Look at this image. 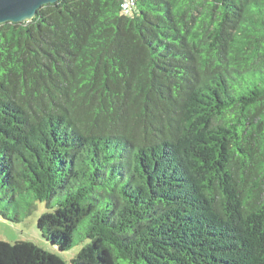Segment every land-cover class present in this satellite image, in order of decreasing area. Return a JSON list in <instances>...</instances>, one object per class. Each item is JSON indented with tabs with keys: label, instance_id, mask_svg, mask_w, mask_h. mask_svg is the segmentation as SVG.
Wrapping results in <instances>:
<instances>
[{
	"label": "trees",
	"instance_id": "trees-1",
	"mask_svg": "<svg viewBox=\"0 0 264 264\" xmlns=\"http://www.w3.org/2000/svg\"><path fill=\"white\" fill-rule=\"evenodd\" d=\"M121 5L0 25V264H264V0Z\"/></svg>",
	"mask_w": 264,
	"mask_h": 264
},
{
	"label": "rangeland",
	"instance_id": "rangeland-1",
	"mask_svg": "<svg viewBox=\"0 0 264 264\" xmlns=\"http://www.w3.org/2000/svg\"><path fill=\"white\" fill-rule=\"evenodd\" d=\"M43 205V203L35 202L27 210V204L17 207L13 202L6 203V201H0V212L5 214L9 219H17L16 222L3 219V216L0 214V242L14 244L20 241H27L42 247L44 250L53 251L52 247L42 239L41 233L36 226L39 216L45 212ZM78 249L75 248V254ZM57 254L67 261L75 255L71 251L64 253L57 252Z\"/></svg>",
	"mask_w": 264,
	"mask_h": 264
},
{
	"label": "water",
	"instance_id": "water-1",
	"mask_svg": "<svg viewBox=\"0 0 264 264\" xmlns=\"http://www.w3.org/2000/svg\"><path fill=\"white\" fill-rule=\"evenodd\" d=\"M59 0H0V25L4 23H24L36 17L44 5H53Z\"/></svg>",
	"mask_w": 264,
	"mask_h": 264
},
{
	"label": "built area",
	"instance_id": "built-area-1",
	"mask_svg": "<svg viewBox=\"0 0 264 264\" xmlns=\"http://www.w3.org/2000/svg\"><path fill=\"white\" fill-rule=\"evenodd\" d=\"M135 0H122V13L128 15L132 6H134Z\"/></svg>",
	"mask_w": 264,
	"mask_h": 264
}]
</instances>
